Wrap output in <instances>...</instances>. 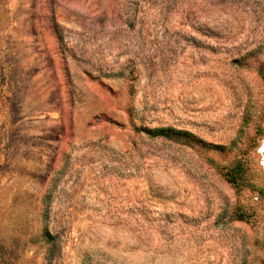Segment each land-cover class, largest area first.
<instances>
[{"label": "rangeland", "instance_id": "obj_1", "mask_svg": "<svg viewBox=\"0 0 264 264\" xmlns=\"http://www.w3.org/2000/svg\"><path fill=\"white\" fill-rule=\"evenodd\" d=\"M0 264H264V0H0Z\"/></svg>", "mask_w": 264, "mask_h": 264}]
</instances>
